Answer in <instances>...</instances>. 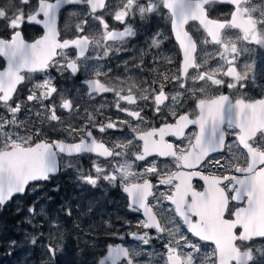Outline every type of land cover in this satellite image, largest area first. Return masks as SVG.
I'll list each match as a JSON object with an SVG mask.
<instances>
[{
  "label": "snow or ice",
  "instance_id": "obj_1",
  "mask_svg": "<svg viewBox=\"0 0 264 264\" xmlns=\"http://www.w3.org/2000/svg\"><path fill=\"white\" fill-rule=\"evenodd\" d=\"M80 5L87 11L68 12L78 22L74 34L62 38V10ZM219 5L230 10L213 15ZM155 19L170 25L179 45L175 71L161 70L173 60L157 51L152 63L161 67L150 69L151 80L109 77L110 68L96 66L82 81V94L73 97L58 88L53 70L73 77L82 67L88 71L87 61L127 50L128 39L137 35L134 22L146 26ZM193 24L202 37L190 31ZM27 26L42 32L29 41ZM93 26L95 34L90 35L86 27ZM0 29V57L7 62L0 69V208L16 196L38 192L63 168L72 170L80 187L119 185L129 210L144 216L136 227L145 231L129 235L143 245L167 235L164 264H264V244L256 245L264 241V96L255 98L246 91L264 88V67L258 72L249 47L264 49V0H0ZM164 39V33L156 31L148 49L160 50ZM90 50L95 55H88ZM132 68L144 72V60ZM130 70L125 62V72ZM105 93L113 94L107 107L115 110V118L105 116L103 103L94 111L84 107L81 113L84 96L95 100ZM188 103L191 107L184 110ZM63 113L75 121L66 123ZM190 126L196 130L188 132ZM125 129L128 135L114 142L94 134ZM85 156L91 161L88 169L80 162ZM157 158H170L171 163ZM138 162H143L140 170ZM195 181L202 182L199 188ZM160 185L167 191L157 195ZM92 209L89 204L83 215ZM61 211L73 215L71 205ZM27 212L34 230L26 234L27 243L44 248L47 259L41 264H58V254L66 247L63 225L47 215L39 198ZM102 222L113 228L110 220ZM75 227L81 237L90 239L95 232L92 224ZM199 242L214 247L201 255ZM17 243L11 240L9 246ZM142 255L139 248L109 244L95 264H140Z\"/></svg>",
  "mask_w": 264,
  "mask_h": 264
},
{
  "label": "flooded vegetation",
  "instance_id": "obj_2",
  "mask_svg": "<svg viewBox=\"0 0 264 264\" xmlns=\"http://www.w3.org/2000/svg\"><path fill=\"white\" fill-rule=\"evenodd\" d=\"M254 2L259 3L260 0H254ZM79 11L82 14L87 11V7L85 5H80V6H65V9L62 10V14L60 16L59 20V27L61 29V36L62 38H70L74 34V25L75 23L78 22V18L76 17H69L68 12L69 11ZM230 8L228 6L224 5H219L217 6V11L213 13V15H219L221 12H228ZM91 23V21H90ZM113 27L121 28L123 26L113 23L110 21ZM70 25L71 30L69 28H66L65 25ZM134 26L137 27V35L133 38H129L125 48L127 50L125 51H120V52H113L109 57L101 60H89L87 61V64L89 66L88 71H85L84 68H81V71L77 74V76L73 77L70 72H65L63 76H60L58 73L55 72V70L52 71L51 75L56 78V84L58 88L65 90L66 92L70 93L73 97L80 95L83 93V90L85 89V85L82 84V81L85 79H88L91 77V69L96 66H102L103 71H107V69H111V72L108 74L109 77H116L119 76L121 79H123L125 76H132L134 79L137 81L141 80L142 78H147L151 80L154 77V73L150 71L151 68L153 67H161L160 65H156L152 63V57L157 53V51H160L162 55L170 57L173 60V64L171 65H163L161 67V70L164 68H171L173 71H175L176 66L179 64V61L181 59V53L179 49V45L175 39V36L171 33L170 25L166 21H161L159 19H155L152 22H150L146 26H139V21L134 22ZM3 29H0V32H2ZM156 31H162L164 33L165 39L164 43L162 45V48L160 50L148 49V43L150 42V37L153 33ZM190 31L194 33V35L198 38L202 37V33L196 30V26L193 24L190 26ZM42 32V29H40L38 26H27L25 28V38L29 41H32L33 39L37 38ZM86 32L88 34H95V27H86ZM253 51L250 53L252 57L256 59V55H259V50H257V46L255 45H249ZM208 48H212L211 45L208 46ZM88 55H95L94 52L91 50L89 51ZM141 59L144 60L145 62V71L144 72H139L138 70L132 68L133 64L138 63ZM242 61L247 59V57H242ZM125 62H127L129 68L131 69L129 72H125ZM6 60L3 57H0V69L3 67H6ZM214 63V62H213ZM258 70V68H257ZM259 72V70H258ZM105 82H109L107 77H101ZM30 86V85H29ZM80 90L78 93L77 90ZM169 89H171V85L169 86ZM225 94H228L229 90L223 89ZM248 94L250 96H253L255 98H261V96H264V89L261 87H256L252 88L250 87L247 89ZM113 100V94L112 93H105L102 96H97L95 100L89 99L87 96H84L83 101H81L82 107H81V113H83L84 107H87L89 111H94L96 108L99 107L101 103L105 104L106 107L102 110L105 114V116L112 115L113 118H115V110L113 108L107 107V105L111 104ZM191 107V103H188L185 105V109L187 110ZM65 117V122L70 123L75 121V117L68 118L67 113H63ZM120 115L123 117V114H116ZM147 115L151 117V112L148 111ZM22 119L24 118L23 116L21 117ZM98 119L102 120L104 119L103 116H98ZM156 125L158 126L160 121L156 120L155 121ZM196 128L195 126H190L189 129L187 130L188 132L195 131ZM98 139L102 138L105 142H114L118 139H123L124 136L128 135L127 129H125L124 133H121L119 131H113L109 130L108 133L99 134L98 132L94 133ZM169 141L171 142H177L175 137H168ZM229 141L233 140L234 137H229ZM217 155V154H213ZM152 159V158H149ZM158 160L165 161V158H157ZM81 164L84 169H88L91 167V161L90 159L85 156L81 158ZM165 162L171 163L170 158H168ZM143 165V162H138L137 165V170H140L141 166ZM61 171H64L63 168ZM61 171L56 174L51 181L45 182L44 187L45 189L49 192L50 197H54V200L56 202L61 203L63 200V197H66V194L63 195V192L66 188V191H68L69 188V183L66 181L65 176L61 177ZM65 175V173L63 174ZM59 178L58 181L54 182V179ZM61 183V184H60ZM77 183V182H76ZM153 183H156L155 178H153ZM196 186L199 188L200 185L202 184L201 181H195L194 182ZM58 184H60L58 186ZM90 187V186H88ZM59 189L58 191L56 189ZM84 189L80 190H86V186H83ZM91 188V187H90ZM106 192L102 193L100 188L97 189H91V193H84L81 191L77 190V195L75 198H72L71 200L73 202H76L79 199H81V196L84 197L83 199H88V198H93L96 201L100 202V199L103 200L104 202L106 201L107 206L113 208H117L121 205H124L125 208L134 214H138L143 217L142 211L140 212H133L129 210L128 208V197L127 194L122 191V188L117 185L116 187H106ZM76 191V190H75ZM87 191V190H86ZM167 191V186L160 185L157 189V195L160 192ZM105 199V200H104ZM150 202L155 204V200H152V198H149ZM166 207H171L170 204L165 202ZM122 209L114 210L112 211L108 216L113 218L115 215H117L119 212H121ZM61 218L63 219L64 216L61 215ZM177 219H179L177 217ZM182 223V222H181ZM114 227L112 229H109V232L105 233H100L98 236L91 237V242H89L87 245L80 244L82 251L86 252V255H90L93 257V255H99L100 258H102V255H106V248L107 245L112 244V245H123L124 247L129 248V240L133 239L129 233L131 232H124L123 229H126V225H124L119 231H115L117 234L116 235H111L110 233L113 232L116 228L115 225H119L120 227V221H114L113 222ZM67 225V224H66ZM186 233L187 229L184 228ZM149 234L153 237H155L157 234L155 232V229H148L147 230ZM133 232V231H132ZM142 233V232H141ZM188 235H191L190 233H187ZM93 236V235H92ZM162 239H168L167 235L164 234ZM153 245L156 246H161L156 244V239ZM94 248L96 250H94ZM37 252L34 253L33 256H36ZM31 258V257H30ZM86 259H89L86 257ZM94 264V263H90Z\"/></svg>",
  "mask_w": 264,
  "mask_h": 264
},
{
  "label": "rangeland",
  "instance_id": "obj_3",
  "mask_svg": "<svg viewBox=\"0 0 264 264\" xmlns=\"http://www.w3.org/2000/svg\"><path fill=\"white\" fill-rule=\"evenodd\" d=\"M257 50H259V55H256V62L257 68L260 71L261 68L264 67V49L257 47ZM208 51H212V48H208ZM64 173L65 175H63ZM63 176H65V179L70 186L68 191H66L65 188L63 195L66 194V197H63L61 203L56 202L54 197H50L49 192L44 187V182L38 192L26 194L23 197L16 196L3 208H0V264H41L42 260L47 259L44 248L40 244L32 246L26 241V234L34 231L27 222V208L36 198H39V204L44 207L47 215L50 218H58L63 225L65 235L63 243L66 247L63 254H58V264H77V262H82V264H90L92 262L95 264V261L100 259L99 255H93L92 257L86 255V252L82 251L80 244H84L85 240H88V243L93 240L86 236H78L79 229L75 227L76 224H80L81 228H87L89 224L94 225L95 232L92 237L98 236L100 233L109 232V228L103 224V220H110L112 224L114 221H120V225L122 226L115 225L116 229L114 231H119L124 225H126V229H123L124 232L145 231L144 229H138L136 227L138 221L143 220V217L129 212L124 205L112 209V207L107 206L106 201L104 202L100 199V202H98L93 198L84 200V197L82 196L81 199L78 198L76 202H73L71 199L80 194L77 195V190L84 193H91L92 188L86 186L87 191L80 190L81 188H84L78 186L75 181V174L72 170L61 171V177ZM61 177H57V179H54L53 181L56 182ZM60 184H58V186ZM106 187L107 186L100 188L102 193L106 192ZM89 204L93 205V209L91 214L85 216L83 213L87 211ZM67 205H71L73 208V215L71 217L64 215L61 211V209ZM77 205H79V208H77ZM118 209L122 210L113 218L108 216L112 211ZM61 215L64 216L63 219L61 218ZM117 217L120 219H117ZM12 218L14 220L12 223L5 220H11ZM124 221H129L130 223H124ZM44 231H48L47 225H45ZM188 236L190 239H193L194 241L196 240V238L191 237V235ZM11 240L18 242L16 247L9 246V241ZM156 240V244L161 246L153 245L155 240H152L149 245H143L140 241L134 239L129 240L128 246L130 249L139 248L144 253V255L139 258L140 264H164L161 256L165 252L163 245L167 239ZM199 243L201 244V255L204 253H210L214 247V245L209 242ZM261 244H264V241H256L257 246H260ZM94 250L96 249L94 248ZM35 252H37V255L33 256ZM86 257L89 259H86Z\"/></svg>",
  "mask_w": 264,
  "mask_h": 264
},
{
  "label": "trees",
  "instance_id": "obj_4",
  "mask_svg": "<svg viewBox=\"0 0 264 264\" xmlns=\"http://www.w3.org/2000/svg\"><path fill=\"white\" fill-rule=\"evenodd\" d=\"M7 222L12 223L14 220L13 218L11 220L5 219ZM1 263V262H0Z\"/></svg>",
  "mask_w": 264,
  "mask_h": 264
},
{
  "label": "water",
  "instance_id": "obj_5",
  "mask_svg": "<svg viewBox=\"0 0 264 264\" xmlns=\"http://www.w3.org/2000/svg\"><path fill=\"white\" fill-rule=\"evenodd\" d=\"M143 213V212H142Z\"/></svg>",
  "mask_w": 264,
  "mask_h": 264
}]
</instances>
